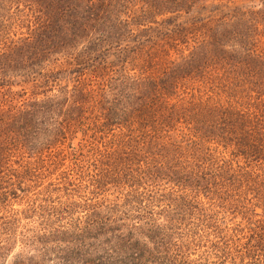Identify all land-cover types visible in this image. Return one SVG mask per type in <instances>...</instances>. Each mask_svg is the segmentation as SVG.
Here are the masks:
<instances>
[{
	"label": "trees",
	"instance_id": "trees-1",
	"mask_svg": "<svg viewBox=\"0 0 264 264\" xmlns=\"http://www.w3.org/2000/svg\"><path fill=\"white\" fill-rule=\"evenodd\" d=\"M0 264H264V0H0Z\"/></svg>",
	"mask_w": 264,
	"mask_h": 264
},
{
	"label": "rangeland",
	"instance_id": "rangeland-1",
	"mask_svg": "<svg viewBox=\"0 0 264 264\" xmlns=\"http://www.w3.org/2000/svg\"><path fill=\"white\" fill-rule=\"evenodd\" d=\"M29 86V85H27ZM15 89H18V87H15ZM38 166V165H36ZM39 167V166H38ZM55 177L56 176H51L49 177L48 175L43 176V178H41V180H39L36 185L38 186V189H35L33 192H31L30 194H28V197L26 199H16V200H12L10 202V214L11 215H15L16 219H18V222L16 223V231L18 233H23V226L25 224L28 223V220L23 219L21 220L22 215H19L18 211H24L30 204V198L33 199L35 197V193L37 191H41L46 184L55 181ZM34 189V188H32ZM136 189V188H135ZM111 193V192H110ZM42 197H45V195H42ZM110 200L112 201H117V198L120 197V195H118L117 193H113L107 196ZM117 209H118V213H119V217H123V218H129V219H135V216L137 215L134 206H132L131 204H127L125 199H121L119 200L117 203ZM171 208H165L162 210L161 212V217L162 219H166L167 216H171L172 213L169 211ZM161 210V209H160ZM162 221V220H160ZM19 251V247H17L12 254H15ZM31 255V253H30ZM196 257V256H193ZM6 263H10V262H6Z\"/></svg>",
	"mask_w": 264,
	"mask_h": 264
}]
</instances>
